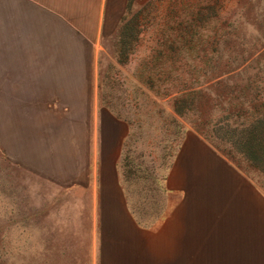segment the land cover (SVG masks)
<instances>
[{"label": "crops", "instance_id": "crops-1", "mask_svg": "<svg viewBox=\"0 0 264 264\" xmlns=\"http://www.w3.org/2000/svg\"><path fill=\"white\" fill-rule=\"evenodd\" d=\"M142 1L0 0V155L43 185L34 263L264 264V189L196 131L157 187L123 176L95 60Z\"/></svg>", "mask_w": 264, "mask_h": 264}, {"label": "rangeland", "instance_id": "rangeland-1", "mask_svg": "<svg viewBox=\"0 0 264 264\" xmlns=\"http://www.w3.org/2000/svg\"><path fill=\"white\" fill-rule=\"evenodd\" d=\"M128 17H134L140 33L128 49L127 60L118 61L116 40L104 41L95 60L98 104L128 125L119 160L123 176L135 181L137 193L144 187H157V179L172 164L175 144L171 140L179 124L198 132L264 189L263 175L238 154L229 153L224 139L212 134L213 119L220 116L218 101L210 94L216 91L206 92L212 101L199 99L186 105L182 117L174 113L172 101L179 90L210 85L212 81L206 80L214 74V65L236 57L246 59L251 73L263 74L264 0H143L130 8ZM152 77L155 84L151 87L148 80ZM223 88L219 93L225 92ZM259 88H264L262 80ZM164 93L169 94L160 98ZM246 100L251 109L264 101L261 97L248 105L252 97ZM10 164L0 155V264H35L38 240L45 230L40 218L34 217L44 203L43 193H38L43 185ZM156 187L153 191H158ZM47 191L58 192L57 203L65 207L67 202L56 188L47 187Z\"/></svg>", "mask_w": 264, "mask_h": 264}, {"label": "trees", "instance_id": "trees-1", "mask_svg": "<svg viewBox=\"0 0 264 264\" xmlns=\"http://www.w3.org/2000/svg\"><path fill=\"white\" fill-rule=\"evenodd\" d=\"M129 11L128 8V13ZM137 25L134 22V17L129 18L127 14L122 20L117 34L109 39L116 40L119 62L127 60L128 49L134 42H137V36L140 33L136 29ZM240 59L242 60L243 56L228 60L227 64L214 65L216 69L214 74L210 73L209 75L212 74V76H209L206 80L208 82L212 81V83L207 87L203 88L201 85H196L195 87L179 90L180 93L172 98L173 111L177 116L182 117L186 112V105L188 106L194 100L199 99L202 102L212 101L210 94L213 93L218 101L215 106L219 105L220 107V116L213 119L214 129L212 134L222 140L224 139L226 145L228 144V147H230L228 149L229 153L238 154L249 168L264 177V101L254 104V101H259L261 97L264 99V88L262 90L259 88L261 80L264 82V72L263 74L260 71L251 73L249 71L250 65H245L246 59L239 62ZM148 83L152 87L155 84V77L150 78ZM223 84L228 85L223 88ZM220 88H223L222 92H225L219 93ZM210 90L216 91L217 94L213 91L207 94L206 92ZM168 94L164 93L160 98L164 99ZM248 96L252 97V100H249L248 103V105H251L253 101L252 109L246 107L245 101H247ZM176 126V135L173 134L171 140L175 144L173 154L180 146L186 131H188L179 124ZM196 130H199V127Z\"/></svg>", "mask_w": 264, "mask_h": 264}]
</instances>
